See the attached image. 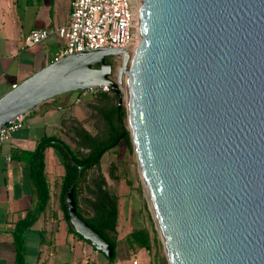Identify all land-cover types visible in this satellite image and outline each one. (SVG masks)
Masks as SVG:
<instances>
[{
  "label": "water",
  "instance_id": "water-1",
  "mask_svg": "<svg viewBox=\"0 0 264 264\" xmlns=\"http://www.w3.org/2000/svg\"><path fill=\"white\" fill-rule=\"evenodd\" d=\"M138 22L132 47L74 52L2 95L0 128L106 87L125 101L167 263L264 264V0H141ZM65 202L74 231L112 258L72 186Z\"/></svg>",
  "mask_w": 264,
  "mask_h": 264
},
{
  "label": "crops",
  "instance_id": "crops-1",
  "mask_svg": "<svg viewBox=\"0 0 264 264\" xmlns=\"http://www.w3.org/2000/svg\"><path fill=\"white\" fill-rule=\"evenodd\" d=\"M72 1L0 0V97L52 62L64 44L62 38L51 35L26 46L24 37L32 29L67 24ZM98 92L99 89L68 92L39 104L24 113L23 126L0 143V264H16L17 246L12 232L19 221L37 208L32 153L38 142L58 137L68 143L66 137L72 140L75 127L96 134L98 116L92 106L98 104ZM88 124L93 125L94 131ZM44 163L49 206L38 213L23 233L24 264H108L107 256L73 232L64 218L58 188L64 167L53 147L45 149ZM120 200L115 264H134L132 259L137 260L136 255L150 264L146 250L132 255L126 246L124 237L134 228L120 232ZM138 263L137 260L135 264Z\"/></svg>",
  "mask_w": 264,
  "mask_h": 264
},
{
  "label": "trees",
  "instance_id": "trees-1",
  "mask_svg": "<svg viewBox=\"0 0 264 264\" xmlns=\"http://www.w3.org/2000/svg\"><path fill=\"white\" fill-rule=\"evenodd\" d=\"M107 63L113 62L107 61ZM97 97L98 104L92 106L98 116L96 134L75 127L72 136L74 147L63 139L51 137L39 141L32 153V177L36 187L37 208L19 221L12 232L17 246L16 264H24L23 233L38 213L49 206V186L44 172V151L49 146L58 152L64 167V174L58 183L64 218L69 221L64 198L68 187L72 186L77 214L116 249L120 196L111 190L108 178L100 170V162L105 151L114 147L119 140H122L129 149H132V141L125 123L127 116L125 105L122 104L118 110L115 95L101 89ZM82 150L85 151L81 152ZM108 175L117 180L115 164L109 166ZM76 234L82 238L81 235ZM124 241L132 255L144 249L149 256L151 255L150 264H160L159 243L161 242L154 230L151 231L147 226L134 228L124 237ZM154 248L156 250L153 254ZM107 261L108 264H115L116 253L112 258L107 257Z\"/></svg>",
  "mask_w": 264,
  "mask_h": 264
},
{
  "label": "built area",
  "instance_id": "built-area-1",
  "mask_svg": "<svg viewBox=\"0 0 264 264\" xmlns=\"http://www.w3.org/2000/svg\"><path fill=\"white\" fill-rule=\"evenodd\" d=\"M137 0H73L69 22L57 27L32 29L24 37L26 46H33L51 35L64 40L52 61L74 52L97 48L132 47L138 40ZM16 85H13L15 87ZM103 91H108L106 87ZM23 114L0 128V143L23 126ZM134 264L137 262L133 261Z\"/></svg>",
  "mask_w": 264,
  "mask_h": 264
},
{
  "label": "rangeland",
  "instance_id": "rangeland-1",
  "mask_svg": "<svg viewBox=\"0 0 264 264\" xmlns=\"http://www.w3.org/2000/svg\"><path fill=\"white\" fill-rule=\"evenodd\" d=\"M111 60L113 62V73L111 77L116 78L121 63L117 57H111ZM107 92H109V90ZM83 99H85V97ZM122 104L125 105L124 99ZM125 123L127 128H129L127 116L125 118ZM87 127L91 131H94L93 125L88 124ZM66 140L72 147L75 146L74 141L70 140V138L66 137ZM84 151L85 150H82L81 152ZM111 164H115L116 166V175H118L117 180L110 178L108 175V169ZM100 170L108 178L111 190L117 195H119L121 198L120 232L124 233L130 228L147 226L151 229V231L154 230L158 240L161 242L160 236L156 229V224L153 219V214L147 199L145 187L140 173L137 155L133 149V146L132 149H129L122 140H119L114 147H111L103 154L100 162ZM155 250L156 249L154 248L153 254L155 253ZM159 250V263L168 264L162 242L159 243ZM136 256L137 260L139 261L138 264L147 263L140 255ZM134 260H136V258L132 259V261Z\"/></svg>",
  "mask_w": 264,
  "mask_h": 264
},
{
  "label": "bare ground",
  "instance_id": "bare-ground-1",
  "mask_svg": "<svg viewBox=\"0 0 264 264\" xmlns=\"http://www.w3.org/2000/svg\"><path fill=\"white\" fill-rule=\"evenodd\" d=\"M137 1H138V3H139V6H138V7H140L141 0H137ZM145 191H146V190H145ZM146 195H147V199H148V202H149V205H150L151 211H152L151 202H150V200H149V198H148V194H147V192H146ZM152 213H153V211H152Z\"/></svg>",
  "mask_w": 264,
  "mask_h": 264
},
{
  "label": "flooded vegetation",
  "instance_id": "flooded-vegetation-1",
  "mask_svg": "<svg viewBox=\"0 0 264 264\" xmlns=\"http://www.w3.org/2000/svg\"><path fill=\"white\" fill-rule=\"evenodd\" d=\"M107 61H109V62H111L112 60H111V57H108L107 58ZM109 64H111V63H109ZM112 65V64H111ZM97 66V65H96ZM113 66V65H112ZM110 92V94H112V95H114L111 91H109Z\"/></svg>",
  "mask_w": 264,
  "mask_h": 264
}]
</instances>
